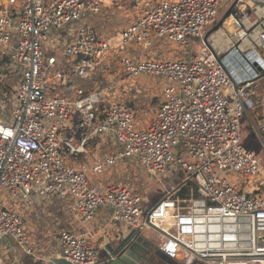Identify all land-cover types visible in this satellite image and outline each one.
<instances>
[{
	"label": "built area",
	"instance_id": "obj_1",
	"mask_svg": "<svg viewBox=\"0 0 264 264\" xmlns=\"http://www.w3.org/2000/svg\"><path fill=\"white\" fill-rule=\"evenodd\" d=\"M227 1L147 0L120 39L110 42L86 17L102 13L104 0H0V51L16 77L6 93L9 112L0 119V243L11 240L34 255L24 210L35 196L57 197L70 203L81 226L109 207L126 229L154 230L161 252L183 264H264V196L229 179L262 173L260 158L245 147L241 121L264 106L256 93L264 79V21L248 32V14L236 16L233 47L220 58L205 42L194 60L144 58L135 49L125 54L158 40L189 48V39H203L217 23ZM248 1L264 7V0ZM251 38L262 54L254 47L241 51L239 44ZM112 60L129 79L147 74L162 82V102L148 128H139L135 111L106 92L73 84L57 67L71 62L74 75L87 80ZM54 71L60 84L52 87ZM62 87L67 92L51 94ZM252 122L264 146V116ZM98 137L115 138L117 152L90 153ZM82 154L93 156V164L71 163ZM123 160L150 176L174 168L171 176H184L145 208L129 185L101 188L89 178ZM59 242L70 264H100L89 236L64 228Z\"/></svg>",
	"mask_w": 264,
	"mask_h": 264
},
{
	"label": "crops",
	"instance_id": "obj_2",
	"mask_svg": "<svg viewBox=\"0 0 264 264\" xmlns=\"http://www.w3.org/2000/svg\"><path fill=\"white\" fill-rule=\"evenodd\" d=\"M141 1L144 8L145 6L144 4L146 3L147 0H141ZM224 8H228V11L226 12L224 18L222 19L224 20L222 24L224 25V28H222L221 30L226 32V34L228 35V39H227L228 43L226 44H230L229 48L226 47L227 45L225 46L224 48V52H225V50L227 51L230 50L234 44L233 32L237 31V28L234 24L235 17L239 16L241 13H245V14L247 13L248 18L243 21V28L244 30L251 32L254 26L264 21V7H261L259 4H254L248 0L247 1L229 0L223 4L220 12L224 10ZM131 23H133V21ZM229 23H231V25ZM262 25L264 27V22L262 23ZM62 34H63L62 39L68 40V33L63 32ZM205 36L203 39L200 38L201 40H203L200 49L203 47ZM210 41L211 40L209 39V43ZM256 43H257L256 38H254V40H252L251 38L249 40V43L243 41L242 43L239 44V47L241 48V51L244 52L251 50L252 47L257 48L258 50V46L256 45ZM163 48H165L164 44L161 47H158V50H161ZM200 49L198 52L193 53L192 45L189 43V48L184 49L187 50L186 56L180 55L178 53H172V51H170L167 48H165L163 51V52L166 51V53H161L162 52L161 51L157 56L160 58V60H194L198 57ZM225 53H223L222 55H224ZM0 54H1L0 56L1 59L8 58V56H5V54H3L1 51ZM147 55L148 53H146V55L143 57L144 58L150 57V55L149 56ZM48 56H50V54ZM113 61H116V63L119 64L117 60H112L111 64ZM68 63L69 64L65 62L64 65L60 66V69H62V67H66L69 69V71H71V62ZM6 65L7 62H5L4 67H6ZM119 69H120L119 71L122 73L120 67ZM75 77L83 81L84 84L82 85L85 87L80 85L77 86H80L81 88L85 89L88 92L98 90L97 87L96 88L87 87L89 82H91V79L95 78L96 76L87 80H82L78 76ZM14 78L16 79L15 76ZM67 78L73 81L69 75H67ZM72 83L75 84L74 82ZM15 86L16 84L12 86V88ZM160 86H161V102H162V82H160ZM67 89H68L67 87H62L60 90H62L63 93L58 92L57 91L58 89L57 90L52 89L51 94L61 95L67 92ZM256 93L258 99L264 100L263 97L264 79L260 80V82L258 83V86L256 88ZM3 97L5 99L6 94ZM3 103L6 104L8 103V101L6 100ZM262 103H264V101ZM127 107L130 108L129 106ZM5 108H8V104L5 105ZM262 108H264V106ZM261 110L262 109L256 111L255 113L256 117L259 118L264 116V113L259 112ZM7 113L8 111L4 112L3 116L5 117ZM73 132L77 133L75 128L73 129ZM109 144H112V147H110ZM117 149H119V146L117 147L114 146L113 142H111V140H109L108 137L95 138L94 140L90 141V146L88 147L90 153H94L95 155H101V156L102 154L103 155L113 154L117 152ZM87 162L89 164H93L94 162L93 156L88 154H82L78 158L71 161V163L74 164L75 166H79ZM124 162L125 163H123L122 161L119 164L123 163L124 166L130 164L127 163L126 161ZM118 165L108 168L102 175H95V174L90 175V180L92 184L101 188H105L106 186L111 184H120L118 183V179H119L118 175L121 174L116 172L118 171L117 169ZM124 166L121 168H125ZM126 169H124L125 172ZM140 170L144 171L143 169ZM133 186L135 187L134 184ZM130 188L132 187L130 186ZM133 190L140 193L139 189H133ZM144 205L145 208H147L151 204L147 205V203L144 202ZM69 206L70 203L62 198L55 197V198H46V199L40 198V200L35 199L34 205L24 210V215L28 221L27 224L31 233L32 242L34 243L35 246V254L27 255L23 252L21 248L16 246V244L13 241L5 240L4 243L5 249L3 253H1V257L3 258V264H70L67 260L63 258L60 249L59 233L64 228L73 229L80 234H85L89 236L91 238V241L95 244L98 250L100 264H183L182 261L170 259L161 252V250L159 249L160 236L157 232L151 229H147L144 231H139L135 229H126L121 222L115 221L113 219L112 210L109 207L100 208L96 218L90 224H88L87 226H81V224H79L78 220L75 218L73 213L70 211Z\"/></svg>",
	"mask_w": 264,
	"mask_h": 264
},
{
	"label": "rangeland",
	"instance_id": "obj_3",
	"mask_svg": "<svg viewBox=\"0 0 264 264\" xmlns=\"http://www.w3.org/2000/svg\"><path fill=\"white\" fill-rule=\"evenodd\" d=\"M104 9L103 12L99 15H89L87 16V21L89 25L95 27L96 31L100 35H104L106 39L110 42H114L117 39H120V33L122 29L129 25L132 21L137 19L139 13L143 9L142 1H133V0H104ZM228 8H224L219 14L218 21L214 25L216 26L219 22L224 18ZM211 27L212 28H214ZM224 28V25L220 27L219 30ZM210 29V30H211ZM217 31L210 36V45L212 46L215 53H217L220 58L224 52L225 46L229 48L230 44L228 43V35L224 31ZM63 34L61 33V36ZM156 45L146 49L142 45L133 46L128 48L125 51V54L129 57L132 56V49L139 50L142 53L141 56L150 55L152 59H160L157 55L163 52L165 48L172 51V53H178L180 55L186 56L187 50L182 49L179 45L175 43H169L165 40L155 41ZM203 40L200 38L189 39V43L192 45V52L196 53L199 51L202 46ZM165 45V48L158 50V47ZM258 51L262 54L260 48ZM54 54L58 55L59 52H54ZM171 55V54H170ZM1 56V54H0ZM1 59V58H0ZM5 61V60H4ZM3 61L0 60V119L3 118L4 112L8 111V108H5L3 102L6 101L4 99V95L8 92L9 88L16 84V79L14 76H9ZM119 64L116 61H113L111 64V68L109 70L101 71L95 78L91 79L87 87L96 88L106 92V96H109V100L119 101L127 106H131L132 110L136 112L137 121L140 122L139 128H148L150 122L155 118L156 110L161 104V86L160 80L156 77H151L147 74H141L134 79H129L124 75V73L120 72ZM61 65H58L59 68ZM66 75H69L73 82L76 85L83 86V81L79 80L75 77L72 71H69L68 68L62 67V69ZM51 86H57L60 84V79L57 77L55 71L51 75L50 78ZM85 87V86H83ZM14 88V87H13ZM61 89V88H60ZM58 88V92H62ZM63 93V92H62ZM264 97V96H263ZM4 108V109H3ZM9 112V111H8ZM260 113H264V108L259 111ZM256 114H253L255 117ZM253 117L252 114L247 115V117L242 118V136L244 140V144L247 150L254 152L261 160V175L252 176V177H244V176H236L235 174H230L229 179L231 182L239 187H247L251 188L250 190H257L261 195L264 196V186L261 185V177L264 176V146L263 142L259 141L257 135L254 130H252L253 126ZM252 124V125H251ZM112 136V135H111ZM113 142L114 146H119L117 140L115 138L110 139ZM112 147V144H109ZM125 160H123V163ZM123 163L119 164L116 168L118 169L119 176L118 183L126 184L131 186L133 189H139L140 194L142 195L144 202L147 205H152L163 195L164 191L167 188L175 185L180 181V179L184 176V174L178 173L174 176L172 175L171 169L167 171L165 175H161L159 177L150 176L146 172L140 170L139 168L127 164L126 166ZM125 168H121V167ZM115 168V169H116ZM127 168V169H126ZM126 169V172L124 171ZM89 174V178H90ZM249 181V182H248ZM135 185V187L133 186ZM137 186V187H136ZM34 199L40 200V197H34ZM27 221V219H26ZM28 222V221H27ZM4 242L0 243L1 253L4 251Z\"/></svg>",
	"mask_w": 264,
	"mask_h": 264
},
{
	"label": "water",
	"instance_id": "obj_4",
	"mask_svg": "<svg viewBox=\"0 0 264 264\" xmlns=\"http://www.w3.org/2000/svg\"><path fill=\"white\" fill-rule=\"evenodd\" d=\"M223 22H224V20H222L219 24H217L216 26H214V28H212L211 30H209L208 33H207L206 36H205L204 42H205L210 48H212V47H211V45H210V43H209V38H210V36H211L213 33H215L217 30H219V28L222 26Z\"/></svg>",
	"mask_w": 264,
	"mask_h": 264
},
{
	"label": "trees",
	"instance_id": "obj_5",
	"mask_svg": "<svg viewBox=\"0 0 264 264\" xmlns=\"http://www.w3.org/2000/svg\"><path fill=\"white\" fill-rule=\"evenodd\" d=\"M94 27V26H93ZM2 61H3V63L2 64H4L5 62H7L8 61V58L7 59H1ZM5 60V61H4ZM8 90H12V87L11 88H9ZM99 90V89H98ZM131 107V106H130Z\"/></svg>",
	"mask_w": 264,
	"mask_h": 264
},
{
	"label": "bare ground",
	"instance_id": "obj_6",
	"mask_svg": "<svg viewBox=\"0 0 264 264\" xmlns=\"http://www.w3.org/2000/svg\"><path fill=\"white\" fill-rule=\"evenodd\" d=\"M229 24L231 25V23H229ZM234 32H235V31H234ZM234 32H233V33H234ZM167 227H168V229H169V228H171V225H168Z\"/></svg>",
	"mask_w": 264,
	"mask_h": 264
}]
</instances>
